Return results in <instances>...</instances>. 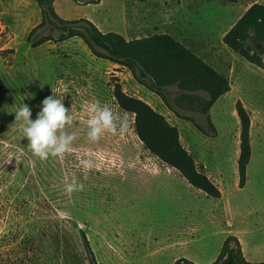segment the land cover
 <instances>
[{
    "label": "rangeland",
    "instance_id": "obj_1",
    "mask_svg": "<svg viewBox=\"0 0 264 264\" xmlns=\"http://www.w3.org/2000/svg\"><path fill=\"white\" fill-rule=\"evenodd\" d=\"M253 3L264 0L54 2L62 18H87L128 40L169 34L225 75L231 89L211 107L214 131L207 136L169 110L127 67L94 56L81 38L32 47L26 37L41 20L35 0H0V264H174L179 258L211 264L230 234L239 238L246 260L264 261V67L222 41ZM116 82L178 128L181 144L218 186L219 198L193 187L144 147L134 114L113 96ZM52 91L71 109L74 123L66 130L79 135L63 160L41 161L28 149L15 113L26 104L35 120ZM97 99L127 114L125 135L88 140L80 111ZM237 100L250 117L243 187ZM86 154L95 158L89 171L77 167ZM73 175L85 187L68 195L64 186Z\"/></svg>",
    "mask_w": 264,
    "mask_h": 264
},
{
    "label": "trees",
    "instance_id": "obj_2",
    "mask_svg": "<svg viewBox=\"0 0 264 264\" xmlns=\"http://www.w3.org/2000/svg\"><path fill=\"white\" fill-rule=\"evenodd\" d=\"M54 1L35 0L41 20L28 33L27 43L37 47L47 41L58 42L77 36L94 56L127 67L134 79L157 94L176 116L193 122L207 136L213 133L210 109L220 96L231 89L225 75L169 34L128 40L118 32L101 31L87 18H62L55 10ZM75 1L83 4L100 2ZM47 25H50L49 32L45 33ZM53 32H58V35H52ZM222 41L248 62L264 67V4H251L225 32ZM113 96L120 108L134 114L136 135L146 149L169 167L175 168L193 187L213 198L220 197L218 186L198 170L192 155L181 144L175 125L148 102L127 94L118 82L114 83ZM235 112L240 121L237 168L239 186L243 187L251 156L250 117L240 100L235 103ZM190 114L197 115V118H192ZM83 239L88 246L85 236ZM174 264L197 263L179 258ZM211 264H264V261L246 260L239 238L230 234L223 240Z\"/></svg>",
    "mask_w": 264,
    "mask_h": 264
},
{
    "label": "clouds",
    "instance_id": "obj_3",
    "mask_svg": "<svg viewBox=\"0 0 264 264\" xmlns=\"http://www.w3.org/2000/svg\"><path fill=\"white\" fill-rule=\"evenodd\" d=\"M41 103V110L33 120L32 110L26 104L15 113V120L21 122V129L27 139V147L33 156L41 161L49 157L63 160L72 151V145L78 139L79 132L67 131L73 125L74 119L71 109L65 107L63 99L53 91ZM87 127V138L91 143L98 142L104 135L123 136L129 129L127 114L121 116L114 113L108 104H101L97 99L86 102L80 111ZM77 167L85 171L96 167L94 154H86L78 159ZM84 184L73 175L65 182L64 191L71 195L73 192L83 191Z\"/></svg>",
    "mask_w": 264,
    "mask_h": 264
},
{
    "label": "crops",
    "instance_id": "obj_4",
    "mask_svg": "<svg viewBox=\"0 0 264 264\" xmlns=\"http://www.w3.org/2000/svg\"><path fill=\"white\" fill-rule=\"evenodd\" d=\"M55 2V1H54ZM145 101V100H144ZM147 102V101H146ZM173 125V124H172ZM165 164V163H164ZM167 165V164H166ZM168 166V165H167ZM172 168V167H171Z\"/></svg>",
    "mask_w": 264,
    "mask_h": 264
}]
</instances>
